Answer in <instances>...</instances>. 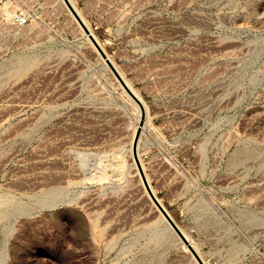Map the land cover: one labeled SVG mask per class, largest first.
Instances as JSON below:
<instances>
[{"label": "rangeland", "instance_id": "rangeland-1", "mask_svg": "<svg viewBox=\"0 0 264 264\" xmlns=\"http://www.w3.org/2000/svg\"><path fill=\"white\" fill-rule=\"evenodd\" d=\"M63 1L0 0V264H199ZM70 1L201 257L264 264V0Z\"/></svg>", "mask_w": 264, "mask_h": 264}, {"label": "water", "instance_id": "water-1", "mask_svg": "<svg viewBox=\"0 0 264 264\" xmlns=\"http://www.w3.org/2000/svg\"><path fill=\"white\" fill-rule=\"evenodd\" d=\"M64 1L67 4V6L69 7V9L71 10V12L73 13V15L75 16V18L77 19V21L79 22V24L81 25V27L84 29V31L86 32V34L89 36V38L91 39V41L95 44V46L97 47V49L101 53V55L104 58V60L106 61V63L109 65V67L111 68V70L115 73L116 77L118 78V80L120 81V83L123 85V87L125 88V90L129 93V95L140 106V109H141V119H140L139 126L137 127V131H136L135 136H134V139H133V143H132V153H133L134 161H135V163H136V165L138 167V170L140 172V175L142 177L143 183H144V185H145V187H146V189H147V191H148L151 199L153 200V202L155 203V205L158 207V209L160 210V212L162 213V215L164 216V218L167 220V222L169 223V225L174 229V231L179 235V237L182 239V241L187 245V247L189 248V250L192 252V254L194 255V257L198 261V263L199 264H206L205 261L203 260V258L201 257V255L199 254V252L196 250V248L194 247V245L189 240V238L181 230V228L179 227V225L175 222V220L172 218V216L168 213V211L165 209V207L162 205V203L159 201V199L155 195L154 191L152 190V188H151V186L149 184V181L147 179V176L145 174V171L143 169V165L141 163V160H140V157H139V153H138L139 138H140V135H141V132H142V128L144 127V120H145V117H146V110H145V106H144L143 101L139 98V96H137V94L126 83V81L124 80V78L122 77V75L120 74V72L117 70V68L115 67V65L113 64V62L109 58V56L107 55V53L104 51V49L101 46V44L96 39V37L93 34V32L90 30V28L87 26V24L85 23V21L83 20V18L80 16V14L78 13V11L75 9V7L71 3V1L70 0H64Z\"/></svg>", "mask_w": 264, "mask_h": 264}, {"label": "bare ground", "instance_id": "bare-ground-1", "mask_svg": "<svg viewBox=\"0 0 264 264\" xmlns=\"http://www.w3.org/2000/svg\"><path fill=\"white\" fill-rule=\"evenodd\" d=\"M64 2V1H63ZM65 3V2H64ZM66 4V3H65ZM68 7V6H67ZM76 7V6H75ZM71 12V11H70ZM83 17V16H82ZM75 18V17H74ZM84 18V17H83ZM76 19V18H75ZM77 20V19H76ZM96 39L98 40V42L101 44V46L104 48L105 46H104V44H103V42H101L100 40H99V38H97L96 37ZM91 40V39H90ZM93 43V42H92ZM93 45L95 46V44L93 43ZM96 47V46H95ZM97 48V47H96ZM108 56H109V54H108ZM122 75V74H121ZM123 78H124V80L126 81V83L129 85V87L134 91L135 89H133V87L131 86V84L127 81V79L124 77V76H122ZM121 84V83H120ZM123 86V85H122ZM124 88V87H123ZM124 90H125V88H124ZM126 91V90H125ZM127 92V91H126ZM130 96V95H129ZM141 100L142 101H144L142 98H141ZM144 103V102H143ZM138 105V104H137ZM140 118H141V112H140V110H139V112H138V123H137V127L139 126V121H140ZM147 122V121H146ZM145 122V123H146ZM133 139H134V136H133V138H132V141H133ZM131 152H132V145H131ZM133 154V153H132ZM140 155V154H139ZM134 159V158H133ZM143 163V162H142ZM144 166V165H143ZM147 175V174H146ZM147 179L149 180V178H148V176H147ZM149 184H150V182H149ZM143 185V184H142ZM145 186V185H144ZM153 189V188H152ZM153 191H154V189H153ZM154 193H155V191H154ZM156 195V194H155ZM184 232V231H183ZM185 233V232H184ZM185 235H186V233H185ZM187 236V235H186ZM188 237V236H187ZM189 238V237H188ZM189 240L191 241V243H193L192 242V240L189 238ZM184 245H185V247L187 248V245L184 243ZM204 260V259H203ZM205 261V260H204ZM205 263L207 264V262L205 261Z\"/></svg>", "mask_w": 264, "mask_h": 264}, {"label": "built area", "instance_id": "built-area-1", "mask_svg": "<svg viewBox=\"0 0 264 264\" xmlns=\"http://www.w3.org/2000/svg\"><path fill=\"white\" fill-rule=\"evenodd\" d=\"M31 14L28 12L20 11L15 15V22L18 25H26L30 20Z\"/></svg>", "mask_w": 264, "mask_h": 264}, {"label": "crops", "instance_id": "crops-1", "mask_svg": "<svg viewBox=\"0 0 264 264\" xmlns=\"http://www.w3.org/2000/svg\"><path fill=\"white\" fill-rule=\"evenodd\" d=\"M138 153H139V143H138ZM147 176V175H146ZM149 181V180H148ZM150 186H151V188H153V186L150 184ZM153 190V189H152ZM154 191H155V189H154ZM155 194H156V192H155ZM156 196H157V198L159 199V201L162 203V205L165 207V209L168 211V213L170 214L171 212L170 211H173V207H170L169 206V208H170V210H169V208H167V206L164 204V202H163V200H161V198L156 194ZM173 213V212H172ZM171 216H172V214H170ZM175 217V216H174ZM172 218H173V216H172ZM174 219V218H173ZM175 220V219H174ZM175 222L177 223V221L175 220ZM178 224V223H177ZM179 225V224H178ZM180 227V226H179ZM181 228V227H180ZM181 230H182V228H181ZM183 231V230H182Z\"/></svg>", "mask_w": 264, "mask_h": 264}]
</instances>
